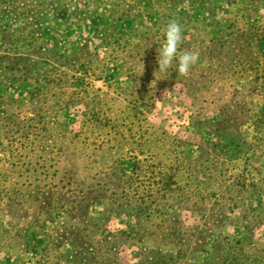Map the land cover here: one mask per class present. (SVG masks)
<instances>
[{
    "label": "rangeland",
    "instance_id": "rangeland-1",
    "mask_svg": "<svg viewBox=\"0 0 264 264\" xmlns=\"http://www.w3.org/2000/svg\"><path fill=\"white\" fill-rule=\"evenodd\" d=\"M112 1L118 0H0V56L35 52L42 60L47 51L70 55L76 46L83 44H88L91 52L89 57L82 58L90 70L84 78L91 96L84 94L78 103L71 102L75 95L69 86L57 87L52 83L47 89L48 92L52 91L48 97L33 102L28 97L31 89L27 85L0 83V178L9 181L8 186L24 190L27 188L25 183L30 180L55 177L52 174L54 169H61L60 173L63 174V169L71 163L76 164L77 160L83 168L90 167V156L95 153L94 149L99 148L92 143L96 141L100 146L105 141L104 148L97 150L102 154L105 150L110 151L116 143L106 141L118 139L123 143L128 140L125 134L129 137V133H124L123 138L101 129L91 132L82 126L86 111L96 109L93 101L96 95L99 97L96 111L100 116L109 113L122 119L123 106L129 98L115 89L113 80L123 86L130 84L119 67L121 58L126 56L130 47L147 43V46H141L140 54L132 57L142 69L140 72L144 70V65L148 64L151 68L156 66L158 52L153 57H141L147 47L153 48L150 41L143 39L142 32L132 37L125 36L120 46L113 43L112 38V44L107 46L109 38L106 36L116 35V27L129 33L141 25L154 23V17L145 15L141 0H121L130 5V16L117 21L107 4ZM240 1L243 0H211V6L218 19L231 18L235 21V29H238L247 25V21L237 15ZM98 3L100 7L96 6ZM56 7L63 11L60 16L53 10ZM9 8L12 12L7 15L3 11ZM185 9L191 11L188 1ZM252 12L256 23L264 26V7L257 13ZM192 33V30L186 31L183 38L189 39ZM228 54L234 57L235 51L219 55L217 50L211 67L205 66L200 71L192 68L187 76L175 80H170L168 75L161 78L164 73L156 67L151 69L157 78H149L148 83L156 85L155 79L161 80V85L154 91V105L145 113L142 121L134 119L131 123L134 126L143 122L141 131L135 126L133 132H146L147 142L137 147L131 139V143H126L120 153L125 159H131L132 150L138 154L142 163L134 184L140 185L145 192L151 191L150 200L157 199L154 207L159 205V209L144 223L127 216L112 217L106 222L99 220L111 232L131 233L130 236L124 233L125 236L118 238L120 254L114 250H103V257L108 261L119 258L124 263L135 264L144 259L142 264H148L147 257L155 256L163 262L159 260L154 264H215L211 261L213 248L224 247L227 242L225 238H229L230 246L236 245L235 241L242 238L245 232L244 225H249L254 233L252 242L241 250L250 256L264 258V127L258 129L249 123L242 124L234 129L231 137L225 138L211 131L208 124L200 122V127L197 126L200 118L204 120L205 117L218 116L217 112H213L217 108L214 102L229 106L230 112H234L238 118L247 113L257 114L264 106V95L248 93L254 72H247L245 77L238 74L244 69L242 64H246L247 69L249 65H255L254 60L264 62L261 50L253 47L251 53H243L244 63L241 66L233 64L235 67L230 66V70L221 64ZM44 62L38 65L39 70L43 66L50 69L51 65ZM54 65L57 69L52 78L60 79L62 84L72 83L73 71L69 70L70 67ZM99 75H103V78ZM260 77L264 79V75ZM4 89L7 92H3ZM55 93L58 95L54 96ZM9 96L14 100H10ZM66 101L70 105L62 110ZM57 106L61 107L60 120L69 123L74 132L82 133L86 142L82 143L84 147L80 150L72 145L62 155L60 148L44 150L39 142L20 139L18 133L6 134L4 121L7 113L22 118L43 115L52 119ZM25 123L38 126L36 130L43 126L34 119L23 120L22 124ZM11 124L17 126L16 123ZM173 141H181L182 144ZM110 156L114 155L108 158ZM31 161L39 167L40 174H28V167L24 163ZM45 163L52 172L42 171ZM125 168L130 170L131 163H126ZM157 179L159 183H156ZM55 180L58 181L59 177ZM99 211L101 208L93 209L91 216L98 217ZM55 216L61 220L65 215L58 213ZM2 221L3 232L12 229L7 215H3ZM51 228L53 225L49 224L45 233H50ZM203 230H209V233L206 240L201 241L199 231ZM39 240L48 242L35 233L31 234L30 241L36 243ZM24 244V241L14 239L13 247L1 249V263L29 264ZM63 249L51 244L43 256V264H65Z\"/></svg>",
    "mask_w": 264,
    "mask_h": 264
},
{
    "label": "trees",
    "instance_id": "trees-1",
    "mask_svg": "<svg viewBox=\"0 0 264 264\" xmlns=\"http://www.w3.org/2000/svg\"><path fill=\"white\" fill-rule=\"evenodd\" d=\"M141 1L146 10L145 15L154 17V23L150 26L141 25L129 33L116 27L115 31H118L116 35L106 36L107 39L109 38L107 46L112 44L110 43L112 38H114L113 43L120 46L125 36L132 37L133 35H140L139 33L142 32L143 39L147 42L150 41L153 48L148 49L147 47L146 53L141 57L146 59L147 57L156 56V48H159V42L163 39L162 29L169 21L175 20L181 25L184 34L186 31H193L189 39L183 38L180 50L199 52V62L193 66V69L197 71L204 69L205 66L211 67V62L216 56L217 50L219 55L223 52L235 51L234 57L232 54H228L221 60V64L227 70H230V66H241L244 63L242 54L251 53L253 47H258L264 55V26H259L256 23V17L252 14V11L257 13L264 7L262 0L240 1L241 4L237 7V15L243 21H247V25L238 29H235L233 19H218L216 17V12L211 6V0ZM187 1L190 3V12L185 9ZM53 4L52 6H54ZM107 4L111 7L113 16L117 17V21L130 16V5L122 3L121 0ZM96 6L100 7L99 3ZM53 10L57 12L58 16L63 12L59 7ZM3 12L8 15L12 12V9L9 8ZM106 30L110 31L109 28ZM106 38L105 40H107ZM143 43L130 47L129 51L126 52V56L121 58L122 63L119 67L123 70L122 74L129 79L130 84L123 86L113 80L115 89L129 98L128 103L123 106L124 115L122 119L112 117L109 113H102V116H100L99 112L96 111L99 97L94 94L96 97L93 101H95L96 109L91 112L86 111L82 120L83 128L91 132L101 129L122 137L124 133H129V137L125 134L128 140L123 143L118 139L106 141L107 143H116L110 151L105 150L102 154L97 150L104 148L105 141H102L100 146L95 141L92 145L99 148L94 149L95 153L90 156L92 160L90 167L84 166L83 168L77 160L76 164L67 165L63 169V174L60 173L62 172L61 169H54L52 174L55 177H48L49 179L46 180L41 178L35 179V181L30 180L25 183L27 188L24 190L13 188L12 185L11 187L8 186L9 181L0 178V250L13 247L15 239L24 241L23 248L29 255V264H43V256L47 254L51 244L57 248L64 247L62 256L65 258V264H69V262L72 264H128L120 261L119 258L115 261H108L103 257V250L108 252L114 250V252L120 254L118 253L121 250L118 247V238L125 236L124 233L128 236L131 233L126 231L111 232L105 223L101 224L99 220L106 222L112 217L127 216L134 217L138 222L144 223L159 209V205L154 207V204L158 202L157 199L150 200L152 197L151 191L145 192L140 185L134 184L135 175L139 173L142 163L138 154H135V151L132 150L131 160L123 158L120 153L126 143H131V139L137 147L147 142V133L139 132L143 128V122L134 126H131V123L134 119L143 120L145 113L154 105V91L161 85V80L157 81V79H155L156 85L148 83L149 78H157L156 73L153 74L152 71L155 67L159 69L157 59L154 68L147 64L144 65L142 72H140L142 69L138 66V62L132 59V57L142 52L141 46H147V43ZM90 55L88 44L76 46L70 55L47 51L46 56L41 58L42 60L35 52L16 56L4 54L0 56V83L27 85L31 89L28 91V97L33 102L40 101L41 98H47L52 92L47 91L52 83L57 87L65 86L66 88L69 86L75 95L71 102L78 103L79 98L84 94L91 96L89 85H85L86 79L84 78L90 73V70L82 59ZM41 61H45L44 64L51 65L50 69L43 66L39 70L38 65ZM4 62H6L5 66L3 65ZM54 64L70 67L69 70L73 71L72 83L62 84L60 79L52 78V74L57 69ZM254 64L253 66L249 65L247 69L246 64H242L244 69L241 68V73L238 74L245 77L247 72H254L250 80L251 85L248 88V93L258 92L259 95H264V79L260 77L264 75V62L254 60ZM260 65L262 66L261 69L259 68ZM164 75H168L170 80L185 77L178 74L175 64L166 73L162 74L161 78ZM102 76L99 75V77ZM256 82H260V84ZM234 89L237 90V88ZM3 92H7V90L4 89ZM57 95L58 93L54 94V96ZM9 99L14 100V97L9 96ZM9 99L7 98V100ZM214 104L217 108L213 112H217L218 116L215 118L205 117L204 120L200 118L197 121L198 127H200V122L208 124L211 131L221 134L225 138L231 137L234 129L242 124L249 123L258 129L264 127V106L260 108L261 112L257 114L247 113L244 117L238 118L239 116L237 117L234 112H230L229 106L220 105L217 102H214ZM69 105V102L66 101L62 110H65ZM55 110L53 120L49 117L50 121L43 115L35 118H22L7 113L4 121L6 134L18 133L20 139L32 140V143L39 142L44 150H48L50 147L52 149L60 148L62 155L72 145L77 146L78 150L83 148L82 143L86 141H83L82 133L74 132L69 123L60 120V106H57ZM33 119L39 120V124H43L40 130H36L38 126L35 127L32 123L30 125L28 123L22 124L23 120L32 121ZM11 123H16L17 126L15 127ZM135 126L138 127L137 130L139 131L134 133ZM27 127L32 129H27ZM173 142L182 144L181 141ZM111 154L114 156L108 158ZM126 163H131L130 170L125 168ZM24 164L28 167V174L34 172L40 174L39 167L33 161ZM48 166L45 163L42 171L49 170L50 166ZM53 167L56 166L53 165ZM47 172L52 171L50 169ZM56 177H59L58 181L55 180ZM76 177L77 180H75ZM155 181L159 183L158 179ZM96 208H101L98 217L91 216V211ZM58 213L66 217L64 216L63 219L58 220L55 216ZM3 215L10 218V227L12 226V229L6 233L1 230ZM49 224L53 225V228H51L50 233H45ZM243 228L245 232L242 238L235 241L236 245L230 246L229 238H225L227 242L224 243L226 244L224 247L218 248V246H215L213 248L211 261H214L215 264H264L263 257L250 256L241 250L249 242H252L254 233L249 225H244ZM199 232L200 240H206L209 230ZM32 233L42 239H47L48 242L43 243L42 240H39L33 243L30 241ZM202 247L206 248L203 245ZM158 254H162V252ZM159 260V257H147L148 264H154ZM143 262L144 259H140L135 264H142ZM0 264H2L1 260Z\"/></svg>",
    "mask_w": 264,
    "mask_h": 264
},
{
    "label": "clouds",
    "instance_id": "clouds-1",
    "mask_svg": "<svg viewBox=\"0 0 264 264\" xmlns=\"http://www.w3.org/2000/svg\"><path fill=\"white\" fill-rule=\"evenodd\" d=\"M163 39L157 49L159 72L166 73L175 64L181 76H187L200 59L198 51H181L183 30L175 20L169 21L162 29ZM167 93H165L166 95Z\"/></svg>",
    "mask_w": 264,
    "mask_h": 264
}]
</instances>
